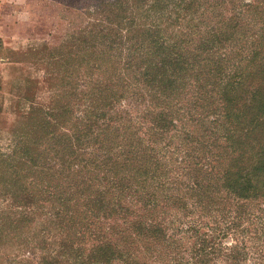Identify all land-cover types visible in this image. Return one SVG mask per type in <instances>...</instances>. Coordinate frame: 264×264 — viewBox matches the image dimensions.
<instances>
[{"label": "trees", "instance_id": "16d2710c", "mask_svg": "<svg viewBox=\"0 0 264 264\" xmlns=\"http://www.w3.org/2000/svg\"><path fill=\"white\" fill-rule=\"evenodd\" d=\"M90 1L0 156V264H264V0Z\"/></svg>", "mask_w": 264, "mask_h": 264}, {"label": "rangeland", "instance_id": "374dc122", "mask_svg": "<svg viewBox=\"0 0 264 264\" xmlns=\"http://www.w3.org/2000/svg\"><path fill=\"white\" fill-rule=\"evenodd\" d=\"M18 8L24 20L22 33L14 30L13 40L22 43L28 49L29 69L27 93L21 103L20 111L10 121L0 118V156L11 153L16 134L17 140L29 138L33 111H42L51 106L59 79L55 73L57 51L70 48L72 36L83 31L84 37L92 24L90 0H20ZM90 11V12H89ZM103 23L102 26H106ZM102 28V27H99ZM5 125V126H3ZM3 198L0 196V215L8 213ZM9 234V232L7 233ZM7 234L3 237L7 239ZM18 245L12 241H3L0 255L17 253ZM13 249H16L13 251Z\"/></svg>", "mask_w": 264, "mask_h": 264}, {"label": "crops", "instance_id": "0c3cea01", "mask_svg": "<svg viewBox=\"0 0 264 264\" xmlns=\"http://www.w3.org/2000/svg\"><path fill=\"white\" fill-rule=\"evenodd\" d=\"M20 2L0 0V118L9 121L20 111L31 80L28 49L13 40L14 30L21 35L24 26Z\"/></svg>", "mask_w": 264, "mask_h": 264}]
</instances>
